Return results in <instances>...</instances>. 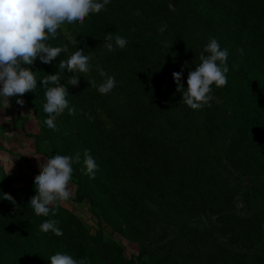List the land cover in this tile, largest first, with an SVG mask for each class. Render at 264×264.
<instances>
[{
    "label": "trees",
    "instance_id": "obj_1",
    "mask_svg": "<svg viewBox=\"0 0 264 264\" xmlns=\"http://www.w3.org/2000/svg\"><path fill=\"white\" fill-rule=\"evenodd\" d=\"M202 4L210 9V18ZM106 33L119 34L129 43L108 52ZM211 38L229 50L228 82L213 86L212 92L225 105L211 101L210 107L192 110L176 91L173 69L183 72L186 88L188 73L199 64ZM222 38L229 44H222ZM49 43L66 46L68 53L51 65L37 58L27 66L38 80L55 74L59 61L76 49L92 55L93 70L88 80L68 87L70 107H76L77 115L68 110L60 114L61 130L48 131L43 125L40 81L36 90L22 96L39 123L38 141L54 143L57 154L80 153L70 182L75 202L99 208L94 213L98 217L114 213L146 243L139 241L138 255L128 261L118 245L105 242L100 232L89 235L67 211L57 207L55 216L37 217L27 206L35 196L34 181H27L12 190V196L17 222L31 242L13 248L1 237L0 264H50L57 252L87 257L91 264H264V0H111L82 23L76 47H70L59 30ZM96 65L116 78L117 87L107 95L87 82L100 81ZM71 75H62V86ZM76 120L82 122L80 134L70 131ZM85 150L99 166L95 179L84 174ZM0 191L7 193L1 183ZM236 197L247 210L252 207V219L233 213ZM197 215L211 227L214 218L220 226L215 237L209 229L197 233L188 228L186 221ZM46 219L57 220L63 235L41 232L39 225ZM150 219L177 227L158 249L148 242ZM230 228L243 249L232 251L233 239H224ZM190 243L193 251L184 253Z\"/></svg>",
    "mask_w": 264,
    "mask_h": 264
},
{
    "label": "clouds",
    "instance_id": "obj_2",
    "mask_svg": "<svg viewBox=\"0 0 264 264\" xmlns=\"http://www.w3.org/2000/svg\"><path fill=\"white\" fill-rule=\"evenodd\" d=\"M111 0H0V101L9 105V98L22 97L37 89L40 81L44 89L43 113L46 118L43 125L48 131H56L58 116L70 107L68 87H77L81 74L93 70L92 55L85 54L84 49H76L67 59L59 61L55 74H44L37 79V73L31 68L37 58L42 64L51 65L62 54L68 53L66 46H52L49 43L57 39L58 30L67 26H78L90 15L100 13ZM166 28L162 26L159 31ZM104 48L108 52L123 50L129 41L119 34L106 33ZM229 50L221 48L215 38L209 39L199 55V64L187 77V87L182 83L183 72H174L173 80L176 91L182 93V101L192 110L210 107L214 99L213 86L220 88L227 84L229 67L227 60ZM101 78L99 82L87 81L90 87L96 88L101 95H107L117 87L115 76L109 75L105 69L96 65ZM72 73L64 86L62 75ZM23 106V99H16ZM83 171L90 179H95L99 166L88 150L83 152ZM81 155L74 157L55 154L39 164V173L33 182L35 196L28 202L37 217L55 216L61 202L71 198L70 182L73 178V165L80 163ZM8 201L15 205L11 194L0 191V201ZM43 233L51 232L57 237L63 235L55 219H46L39 225ZM50 264H91L85 257L76 259L66 252H57L49 258Z\"/></svg>",
    "mask_w": 264,
    "mask_h": 264
},
{
    "label": "rangeland",
    "instance_id": "obj_3",
    "mask_svg": "<svg viewBox=\"0 0 264 264\" xmlns=\"http://www.w3.org/2000/svg\"><path fill=\"white\" fill-rule=\"evenodd\" d=\"M201 8L204 10L205 15L210 18V9L203 4ZM215 24H217L216 27H219L218 23ZM81 28L82 24L78 26L62 27V29L59 31L61 32L65 42L68 43L70 47H76L77 34L80 32ZM221 42L225 46L229 44V42H226L224 38L221 39ZM69 53H72V51H69ZM174 72H179L176 67L173 69V73ZM81 75H83V77H80L79 84L89 79V73ZM213 97L214 99L212 100V103H214L216 106L225 105L223 98L215 95ZM18 98L23 99V97L9 98V105L6 102L0 101L2 106L4 105L3 107H9L12 105L13 107H16L19 112L17 113L18 115L15 114V116L7 114L4 117L2 114H0V183L6 188V192L11 195L14 194L12 193V190H19L25 185L27 181H34L35 176L39 173L38 165L43 163L47 158L57 154L55 152L56 149L54 147V143H50L49 141H38L39 123L26 102L23 106H20L16 103V99ZM24 109L29 111L28 115H30L29 119H31V123H28L25 126L22 124L23 121H20L21 119L24 120V118L27 116ZM72 109L74 110L72 112L73 115L76 116V107H73ZM59 116L57 118L58 123H56V125L58 129L61 130L64 128V124L62 121L60 122ZM99 119L103 125L109 127L110 123L106 121L103 116H101ZM21 125L24 127V136L19 134ZM34 130L37 135L35 137H33ZM81 130L82 122L79 120L72 122L70 127L71 133L80 134ZM69 187L72 193L71 198L68 201L61 202L58 208L67 211L76 217L82 226V229L89 235L95 236L97 232H100L105 242L118 245L123 250V256L128 261L133 257H136L140 250L139 241L146 243L145 240L135 236V234L131 233L127 228H125L121 224V220L117 215H114V213L109 211L105 217H98L94 213H99V208H91L86 202H75V187L72 184H70ZM242 201L243 199L239 197L235 198L233 213L239 215L244 220L252 219L251 217L254 213V210H252V207L247 210L245 203ZM0 205V239L1 237L4 238L5 240L3 242L13 248L26 246L27 242H31V240L29 238V233L26 232V230L23 232L24 228L17 222L19 214L15 205L9 203L6 200L0 201ZM6 213H9L11 217L9 215V221L7 225H4L3 222L5 221ZM212 221V226L214 228L211 227L209 223L205 221V218H202L200 215L193 216L186 222L188 228L191 231L201 233L205 229H209V231L215 237L218 234V230L220 231V226L218 227L217 224L214 223V218ZM149 225L148 242L155 249L164 246L168 239H170L171 234L174 236L177 230V227L168 223H160L155 219H150ZM160 225L163 226L161 227ZM160 227V233L162 234L161 239L156 236L157 232L160 231ZM261 230L264 231V224L262 225ZM233 233V228H230L228 233L224 236V239H233L231 240L232 244L230 245L232 251L243 249V246L240 247L235 243L234 239L236 236ZM193 245L194 244L190 243L188 245L189 248L184 251V253L192 252ZM37 256L40 258V256H43V253L39 252Z\"/></svg>",
    "mask_w": 264,
    "mask_h": 264
},
{
    "label": "crops",
    "instance_id": "obj_4",
    "mask_svg": "<svg viewBox=\"0 0 264 264\" xmlns=\"http://www.w3.org/2000/svg\"><path fill=\"white\" fill-rule=\"evenodd\" d=\"M4 106V105H3ZM2 106V104L0 103V114H2L4 117L7 115V114H10V115H12V116H15V114H17V113H19L18 112V109L16 108V107H13L12 105L11 106H9V107H3ZM5 108H6V110H5ZM8 111V112H7ZM24 111H26V118H24V120L23 119H21L20 121H23L22 122V124H24V126L25 125H27L28 123H31V119H29L30 118V115H28L29 114V111L26 109H24ZM18 115V114H17ZM1 116V115H0ZM20 128V127H19ZM23 125H21V130H20V133L19 134H21V136H24V133H23ZM17 134V133H16ZM34 136L33 137H35V136H37L36 135V132H35V130H34ZM20 138V137H19ZM33 139V138H32ZM33 141V140H32Z\"/></svg>",
    "mask_w": 264,
    "mask_h": 264
}]
</instances>
